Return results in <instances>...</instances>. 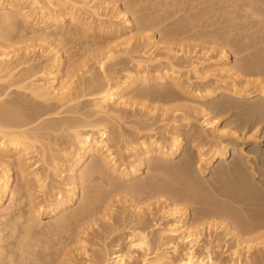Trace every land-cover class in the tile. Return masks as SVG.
Instances as JSON below:
<instances>
[{
    "label": "bare ground",
    "instance_id": "bare-ground-1",
    "mask_svg": "<svg viewBox=\"0 0 264 264\" xmlns=\"http://www.w3.org/2000/svg\"><path fill=\"white\" fill-rule=\"evenodd\" d=\"M192 4L181 30L197 24L209 44L198 55L172 46L153 55L166 39L157 27L180 0H0V264H255L237 248L223 256L226 242L204 240L188 209L173 206L214 204L202 176L238 174L248 195L238 201L264 191L243 174L264 176L262 122L231 128L220 118L239 106L264 112V79L238 67L264 70V51L237 64L231 50H264V0ZM119 59L135 70L112 78L107 67ZM151 201L166 225H151ZM90 230L116 244H91ZM68 235L77 249L64 259Z\"/></svg>",
    "mask_w": 264,
    "mask_h": 264
},
{
    "label": "rangeland",
    "instance_id": "rangeland-1",
    "mask_svg": "<svg viewBox=\"0 0 264 264\" xmlns=\"http://www.w3.org/2000/svg\"><path fill=\"white\" fill-rule=\"evenodd\" d=\"M182 2V5L180 6V10L174 13H171L172 16L167 18L160 26L157 27V30H159V33L157 34L158 39L160 37H166L165 40L161 42L158 48L154 51L153 55L160 54L162 52H165L167 50V46H172L176 48V50L181 48L182 54L184 52H187L188 54L194 55L199 53V50L202 49L204 46L208 45V40L204 38L197 37V30L201 27L197 24L190 26L186 30L182 31L181 29L187 25V21L191 17L194 16L196 13V10L193 8L192 0H180ZM112 6H109V10L111 11ZM242 14L237 12L236 16L240 17ZM133 30V29H132ZM162 30L163 32H160ZM167 31L166 33L164 31ZM204 30H209L208 28H205ZM129 32V31H128ZM135 32V31H133ZM158 32V31H157ZM169 32H173V35H169ZM261 48V47H259ZM183 49V50H182ZM231 50H233L234 55L232 57V60H234L237 64L238 61L244 57L250 56L251 54L259 55L262 54L264 50H257V49H246L243 52H237L236 47H232ZM257 50V51H256ZM37 59H39V62H43L44 59L40 58V53L38 55H35ZM253 56V55H252ZM183 56L180 57L179 61L183 62ZM257 58V57H256ZM260 58V57H259ZM258 59V58H257ZM89 68L95 67L91 62L86 63ZM187 65V64H184ZM160 64H156L153 66H150L151 73L154 74L157 72L160 68ZM248 68L244 67L242 64H238V67L242 70L241 72L249 77H257V78H263L264 79V70H260L255 68V64H248ZM131 67L134 69V63H128L124 59H119L115 62H111L107 67V73L110 77L114 78L123 73V71L127 70ZM82 69V68H81ZM257 69V70H256ZM135 70V69H134ZM95 74H98L97 71H94ZM201 87L205 86V84H200ZM149 88H152V86H149ZM133 89V91L130 93V95H135V92L138 90ZM206 89V88H205ZM131 114V113H130ZM225 116V117H224ZM220 118L223 119V126L224 124H229V127L235 128L237 126H244V124H256L258 122H262L261 129H264V112H261V114L253 113L247 110V107L245 106H239L232 110V112L227 113L225 115H222ZM222 120V119H221ZM131 139L135 138V136H132ZM63 144V143H61ZM64 146V145H62ZM230 161V159L228 160ZM264 169V167H262ZM246 171L243 172L244 176L250 181L253 186L255 183H259L260 185L264 184V176L257 177V175H254V171L249 170L248 168L245 169ZM145 173L142 175L145 177ZM238 174H226L223 177H216L214 176H202L200 179L205 183V186L208 189L212 190L211 197L214 204H204L199 202L201 199L198 198L196 200H181V198L174 201V208H177L179 210L188 209V212H190V223L197 225H202L204 228V240H207L211 238V242H226L228 245L229 250L223 255L226 256L229 254L232 250V248H237L238 253L241 256V259L243 262L245 261L247 256H250L252 261L255 264H258L262 262L264 264V191L258 190L255 191V193L252 195L254 196L253 200L248 201H238L240 199H243V197H246L248 195H243L242 191L239 189L240 187V176L237 177ZM263 178V179H262ZM142 179V177H141ZM165 185H172V186H179L180 182L182 180H178L177 182L175 180L170 179L169 176H163L162 179ZM262 182V183H261ZM16 185V184H15ZM14 185V186H15ZM212 185H215L216 188H213ZM235 188V189H234ZM253 188V187H252ZM264 188V187H262ZM42 195V194H41ZM125 194H122L124 196ZM256 195V196H255ZM251 196V195H249ZM43 196H40V199H42ZM115 200V198L113 199ZM156 201H151V209L153 210V213L155 214V217L152 218L151 225L154 223H162L163 226L168 223L166 219H161L159 217V208H161V204H155ZM113 205L114 203L111 202ZM110 203V204H111ZM147 201L143 202V206L145 208H149L147 205ZM171 203V202H170ZM221 205L223 207H226L227 212L225 214H221L219 216L216 215H206L203 219H200L199 212L203 208H214L215 205ZM78 203L75 205V208L77 207ZM120 207L121 204H118ZM45 224L50 223V218H45ZM227 224L228 222L231 223L233 227H236V231L231 233L228 229H225V227L222 225V223ZM208 224H216L213 225L212 228L207 229L206 227ZM99 226H101L104 229L103 222L98 223ZM42 230V229H41ZM89 235L87 236L89 242L91 244H98V246H107L109 249H111V246L115 243L114 237H110L108 239H98L95 238L92 234V231L90 230ZM105 236H108L104 233ZM63 239L65 240L67 245L65 251H64V259L67 257H73V253H76L77 244L74 243V235H68L64 236ZM253 241L254 246L248 249L244 243V241ZM116 244V243H115ZM219 254V253H218ZM62 264L68 263V260ZM79 263V260H76ZM228 264V263H227Z\"/></svg>",
    "mask_w": 264,
    "mask_h": 264
}]
</instances>
